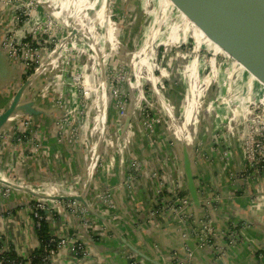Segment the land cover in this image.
<instances>
[{"label":"crops","instance_id":"1","mask_svg":"<svg viewBox=\"0 0 264 264\" xmlns=\"http://www.w3.org/2000/svg\"><path fill=\"white\" fill-rule=\"evenodd\" d=\"M131 1L124 0L125 12L134 8ZM43 2L57 7L53 8L56 17L66 27L79 26L81 43H85L82 36L90 35L98 44L103 55L102 66L97 65V56L93 53L95 58L88 56L90 64L86 67L93 79L98 70L100 77H104L105 61L120 50L122 61L134 74L128 79L127 89L132 118L129 119L126 112L124 115L115 113V105L106 94L107 85L100 79L90 86L87 105L83 109L79 110L77 99L70 101L68 94L69 99L62 100L64 104L57 102L58 96L52 93L54 89L49 76L52 65L46 66L26 91L25 99L34 103L39 114L13 115L0 138V181L9 187L2 183L1 186L11 191L10 196L4 198L0 189V243L13 249L21 259L28 258L40 247L35 222L27 207L31 201L43 197L48 204L47 222L51 235L69 240L47 264H148L147 261L151 264H264V173L257 180L246 178L244 168L248 162L237 147L232 149L233 158L227 164L222 158L227 155L230 158V153L220 159L213 152L210 141L198 146L199 150L194 144L195 136L204 134V123L211 117L210 110L216 109L219 101L231 106L237 100L230 96L231 86L244 82L249 72L235 60L218 68L216 57L222 55L229 59L228 55L194 24L184 3L179 0H143L141 10L146 17L142 20V31L136 34L140 36V43H134L136 47L132 42L125 43L123 35L118 40L116 24L111 23L108 16V0H98L95 4L91 0ZM36 11L33 9L34 14ZM72 11L74 13L68 14ZM124 18V23L119 22V25L125 26L126 30L129 19ZM22 19L16 21L12 17L9 24L5 22L9 27L0 23L1 38L6 30L13 29L16 43L34 40L35 33L30 30L35 23L29 27L28 21ZM94 27H101L106 32L96 36ZM44 37L47 39L49 35L46 33ZM133 37L132 41H136V36ZM190 39L195 43L194 58L182 50V44ZM72 43L73 46L79 44L75 39ZM204 48L213 54L210 64L199 55ZM172 51L184 65L185 85L181 87L180 83L178 91L169 89L161 97L166 112L161 117V125L164 124L167 131L162 129L164 135L159 132L161 141L150 146L145 140L144 127H140L142 123H137L141 106L148 103L149 97L143 92L136 97L135 90L138 87L142 90L143 84L154 82V78L145 77V81L138 76L142 67L151 61L157 64L159 53L165 58ZM59 58L60 54L57 55ZM221 74L231 79L227 91L224 90V98L216 95L219 89L215 80ZM249 74L244 84L248 87V96L253 98L264 93V84ZM1 82L0 78V85ZM150 87L153 90V86ZM2 88L1 109L9 105L13 91V87ZM159 88L156 86L157 95ZM182 102L185 103L184 122L178 115V103L181 105ZM238 103H241L239 99ZM72 107L78 109L79 121L74 135L58 124L64 115L72 113ZM81 111L85 113L81 114ZM235 116L233 113L231 121ZM19 136L28 139L25 145L17 144ZM74 137L79 140L77 143L71 140ZM165 138L169 141L164 143ZM185 143L192 153L202 206L199 209L190 207L179 215L163 210L153 216L152 204L158 197H171L175 189L180 196L188 195L182 170ZM133 158L140 162L138 172L132 171ZM157 172L159 175L155 177ZM157 190L161 194L158 195ZM73 196H81L87 203V206L80 203L85 210L80 219L66 209L72 202L68 197ZM204 221L216 232L236 226L240 230V241L235 247L228 248L225 240L219 238L216 241L220 245L218 250L206 246L198 250L199 258L191 257L190 250L184 246L186 238L182 232L186 233L187 229L199 231V223ZM190 238L197 240L196 232ZM219 249L224 252L222 257Z\"/></svg>","mask_w":264,"mask_h":264},{"label":"rangeland","instance_id":"2","mask_svg":"<svg viewBox=\"0 0 264 264\" xmlns=\"http://www.w3.org/2000/svg\"><path fill=\"white\" fill-rule=\"evenodd\" d=\"M1 1L3 0H0V15L2 16L0 18V23L1 25L5 24L6 27H9L7 24L10 23V19L12 16H14V13H12L14 11V3L12 2L10 6H4L2 4L3 2ZM24 1L25 6L21 10L24 15L28 13L27 7H29V13H34L33 9L34 11L37 9L36 14H34L32 18H27L30 19L28 24L29 27L33 25L36 20L39 19L40 21L43 18L45 19L44 22L41 21L42 23L39 25L40 29L38 30L39 32L37 34L39 39L38 43H40V45L37 47L39 50L36 52V54H34V50L28 54L29 57L33 55L31 58L34 60V64L36 66L26 71L31 73L37 71L42 65L44 67L49 66V64L52 65L50 67L51 72L49 76L50 83L55 92L52 93L58 96L57 102L64 104L62 100H64L65 97H67L66 100H68V95H70V101L73 99L75 100V98L77 99L76 106L79 105V110L83 109L87 105L88 98H86V96L88 94L90 95L89 88L92 86L93 81L94 83H97L99 79L105 81V85H107L106 94L110 102L116 105L118 104L117 102H120L121 100L120 94H118V97L115 98L114 93L111 92L110 89H113L115 92L120 90L124 97V102L127 104V113L129 108V103L127 102L128 79L134 74L132 71H130L129 65H125L126 63L122 61L123 59H121L119 52L120 50H118L117 53L114 52V54L108 57V59L105 61L107 65L105 66L106 68L104 67L106 71V73H104V77H100L101 73L100 70H98L97 76H95L93 79L86 67L88 63L90 64V59L88 56H93L95 58L94 54L97 56V59L95 58L97 65L102 66L101 59L103 55L99 51L98 44L96 45V43L92 41L90 35L82 36L85 43H81V33L78 30L79 26L77 25L78 28L71 26L66 27L62 21L56 17V10L53 8L57 7H52L50 3L45 4L43 0ZM97 2L98 0H91V3L93 4ZM141 3L143 4V0H132L130 4L134 8L131 11L125 12L124 0H108V16L111 19L110 21H112L111 23L115 22L116 24L118 40L119 37L123 35L125 36V43L132 42L133 44L136 43V45L140 43V41H138L140 36L137 37L136 34L137 32L142 31V27H144L142 20L144 17H146L143 10H141ZM72 10H74L73 7ZM72 13H74V11L68 14L71 15ZM124 17H128L130 22V24L127 22L128 25H126V27L129 26V28L126 30H124L125 26L119 25V22H122L125 19ZM101 29V27H96V29L94 27V35H98L100 37L102 32H106L105 29ZM73 30H76L75 34L70 37V35L73 33ZM40 32L42 33L40 34ZM43 33H47L49 38L45 39V34ZM133 36H136V41H132L131 37ZM74 39L77 41V44L79 43L78 46H73L72 41ZM44 40L47 41V44H44ZM69 41H71V43H69ZM29 42L32 44L33 41L31 40ZM182 46V50L187 55H191V57L194 58V41L190 39L187 43L182 44ZM153 50H155V48H153ZM163 53H159L156 65L154 61H151L148 66H144V68L142 67V72L139 74L141 77L138 76L140 79H145V81L149 76H153L154 82L151 83L149 81H144L145 83L143 84L142 90L140 87L135 90L136 97H138L140 92H143L146 97H149L148 103H145L141 106L139 113H141L142 118H138L137 122L143 123V126L141 124V127H144L146 131L145 140L150 146L151 144L156 145V142L158 143L161 141L159 132L162 131V129L165 132L167 131V129L164 127L165 125H161V117L166 113L162 105L163 103L160 102L161 97L166 95L169 89L173 90L174 88V92L178 91L180 83L181 87H183L186 80L185 76L182 74L184 65L178 61L175 53L172 51L170 55L165 56V58H161ZM222 53L224 54L225 52L222 51ZM59 54L60 58L57 59V55ZM199 55L205 60V62L208 64L211 63L213 54L208 53L205 48L199 51ZM228 57L229 59L224 58L222 55L216 57L217 65H219L218 68H220L222 64L235 62L234 59H231L229 55ZM249 73H246L247 76L250 75ZM247 76H245L244 82L247 80ZM229 81H231V79L226 74L217 76L215 80V86L219 89L218 93H216L217 97L224 98V90H226V87H228ZM244 82H237L236 85L233 84L234 86H231L232 90H229L230 96L237 99L231 103V106L225 104V102L219 101L216 103V109L213 111L210 110L209 114L211 117L207 121L208 123H204V134L201 135L200 133L196 135L194 144L196 145V149L199 150L200 148H198V146H202L210 141L211 145H213V152L218 154L219 158L230 153V158L228 155L222 158L224 163L227 162V164H229L228 162H230L232 160L231 158H233L232 149L237 147L239 149L238 152L244 156L246 162H248V164L255 165L256 170H259V172L255 174L258 177L261 176V173H264V93H258L256 96L254 95L255 97L253 98L252 96H248V87L246 84H244ZM109 83L112 84V88H109ZM140 85L142 86L141 83ZM150 86H153V90ZM156 86L160 87L158 90L159 95L156 94ZM161 88L164 90L163 93L161 92ZM59 95H63L62 98H59ZM13 96L14 93H11L9 99L11 100ZM238 99L242 104L238 103ZM178 104V115L180 116L181 121L184 122L182 117L184 116L183 111L185 110V103L182 102L181 105L180 103ZM217 104L219 105L218 107ZM6 107L7 106H3V109L0 108V112H2ZM114 109L115 113H117L116 106ZM72 110V118L69 120V122L71 127L76 129L78 126L77 123H79L76 116L78 109L75 110L72 107ZM138 111L139 110L135 112L138 113ZM80 113H85V111H81ZM233 113H236V116L234 117V120L231 121ZM163 131L161 134L164 135ZM165 139L166 140H164V143L169 141V138ZM209 154L214 155L212 152H209ZM135 161L138 160L133 158L132 162L135 163ZM248 171L250 170L247 169V167L244 168V174H247L245 175L246 178L250 177V175H248ZM156 174H158V172ZM251 179L253 178L251 177ZM164 199L165 198L162 197V200ZM147 263L151 264L150 261H147Z\"/></svg>","mask_w":264,"mask_h":264},{"label":"water","instance_id":"3","mask_svg":"<svg viewBox=\"0 0 264 264\" xmlns=\"http://www.w3.org/2000/svg\"><path fill=\"white\" fill-rule=\"evenodd\" d=\"M179 1L184 3L186 12L197 27L202 29L226 54L264 84V0ZM74 34L75 31L70 37ZM3 36L4 34L1 38L0 34V78L2 79L0 88L11 89L20 80L21 71L4 51L2 47ZM44 68V66L39 68L13 91L14 96L9 105L0 113V136L13 115L17 113L39 114L40 111L35 108L34 103L25 98L26 91ZM131 107L129 106L127 112L129 119L132 118ZM182 170L191 204L199 209L202 206V200L198 190L199 185L195 178L192 153L186 143L182 152ZM0 183L9 187L5 182ZM68 199L87 206L85 199L81 196L68 197ZM184 244L193 256L199 258L197 241L189 239L185 240Z\"/></svg>","mask_w":264,"mask_h":264},{"label":"built area","instance_id":"4","mask_svg":"<svg viewBox=\"0 0 264 264\" xmlns=\"http://www.w3.org/2000/svg\"><path fill=\"white\" fill-rule=\"evenodd\" d=\"M3 2L2 4L4 6H10V4L13 2L14 3V11L12 13H14V16H12L16 21L19 20H23L22 18H25V21H28V23L30 22V19H27L28 17H33L34 13H29V7L28 8V13L27 14H23L21 12L22 8L25 6V1L23 0H7V1H1ZM45 21V19L43 18L40 21H36L35 24L33 25V29L30 30V32L35 33L33 39L32 40V44L27 41L24 43H16L14 38H15V32H13L12 30H6L3 36V42H2V47L4 49V51L6 52L7 56L10 58V60L15 63L18 68L21 71V78L20 80L16 83V85L13 86V91H15L23 82V78L26 75L27 71L26 70H30V68H34L36 65L34 64V60L31 58L33 57V55L31 57L28 56V54H30L33 50H34V54H36V52L39 50L37 47L40 45L39 39H38V30L39 25L42 22ZM29 31H28V37H29ZM44 44H47V41L44 40ZM35 48V49H34ZM26 71V72H25ZM106 73V72H104ZM108 79V77H107ZM109 88H112V84L109 83ZM111 92L114 93L115 98H117L118 94H120V102H117L118 104H116V110L117 113L119 115H124L126 112V107L127 104L124 102V97L121 94V91L119 90L118 92L113 91V89H110ZM12 91V93H13ZM87 94V93H86ZM85 94V95H86ZM1 113V112H0ZM72 114L69 113L68 116H64L62 121H60L58 124L60 125L61 129H68L71 130L72 135H74L77 132V128L74 129L71 127L69 120L72 118L71 117ZM139 118L141 119V113L139 115ZM135 121V120H134ZM138 124L142 123V122H137ZM141 125V124H140ZM143 126V123H142ZM141 127V126H140ZM70 128V129H69ZM3 136V134H1L0 138ZM73 140L75 143H77L79 140L77 139V137H74ZM28 139L24 136H19L16 139V142L18 145L23 146L27 143ZM154 145V144H151ZM170 146L172 147V145L170 144ZM264 156V155H263ZM140 162L135 161V163L132 162V171H139L140 168ZM135 169V170H133ZM249 170L251 172V176L253 180H257L258 177L255 175L256 173L259 172V170L255 168V165H251L249 164ZM262 172V171H261ZM263 174V173H261ZM159 174H154V176H158ZM1 182V181H0ZM0 189L1 191V195L4 198H7L10 196V189L8 188H4L3 186H1L0 183ZM158 195L161 194L160 190H157ZM188 194V193H187ZM201 197V196H200ZM203 198L201 197V200ZM203 202V201H202ZM192 208L194 206H192L190 198L188 195H184V193L182 194V196H180L177 193V190L175 189V191L171 193V197H168L164 200H162V198L158 197L155 202H153L152 204V210H151V215H157L160 214L163 210L164 212H169V214H175V215H179L182 214L186 209L188 208ZM28 209H30L31 213H32V218L35 222V228H37L39 226V223L37 221L42 220L43 218L46 219V221H48L47 219L48 217V204H46V200L45 198H36L35 200L31 201L28 204ZM66 209H68V211L74 215L76 218L80 219L85 215V210L83 209V206L80 204V202L78 201H72L70 204H68V206L66 207ZM57 211V210H56ZM43 213V215H41L40 213ZM2 217V215H1ZM200 225V226H199ZM199 228H201L199 231H197L196 229H187L186 233L182 232L183 237L186 238L185 240H189V236L191 234H194V232H196L197 235V243H198V249H204L206 246L207 247H213L214 249L220 248L219 243H217L216 241L219 240V238H222L223 240H225L226 246L228 248H232L235 247L238 242L240 241V230L236 227V226H232V227H227L224 230H218V232L215 231V229L212 228L211 224L209 222H202L199 223ZM55 237V236H54ZM192 239V238H190ZM54 240H51V243H53ZM68 239H58V242L55 244V248L49 249V256L45 257V261H48L50 259L51 256L55 255L58 250L62 247L65 246L66 243L68 242ZM184 246H186L184 244ZM187 247V246H186ZM10 251V247L8 246H4L2 245V249L0 250V254L1 253H7ZM190 256L192 257V253L189 251ZM219 256L222 257L224 255V252L221 251V249H219ZM31 256V255H30ZM30 256L28 258H26L25 260L27 261V263H31L30 261ZM10 261H8L7 263H9ZM0 264H5L4 260L0 261ZM14 264V263H11ZM183 264V263H181Z\"/></svg>","mask_w":264,"mask_h":264},{"label":"trees","instance_id":"5","mask_svg":"<svg viewBox=\"0 0 264 264\" xmlns=\"http://www.w3.org/2000/svg\"><path fill=\"white\" fill-rule=\"evenodd\" d=\"M34 72H27L24 76L23 80L24 82L33 74ZM41 215L44 216V214L41 212ZM39 223V226L36 228L37 237L39 240L40 247L35 250L31 256L30 261L32 264H47L48 261H45V257L49 256V249L55 248V244L58 242V239L51 235L49 224L46 221L45 218H43L40 221H37ZM51 240H54L53 243H51ZM2 249V243H0V250ZM4 260L5 264H24L27 262L25 259H21L17 256V254L13 251V249H10L9 252L1 253L0 254V261ZM10 261L9 263H7Z\"/></svg>","mask_w":264,"mask_h":264},{"label":"flooded vegetation","instance_id":"6","mask_svg":"<svg viewBox=\"0 0 264 264\" xmlns=\"http://www.w3.org/2000/svg\"><path fill=\"white\" fill-rule=\"evenodd\" d=\"M247 169H249V164H248V166H247ZM251 174V172L250 171H248V175H250ZM251 176V175H250Z\"/></svg>","mask_w":264,"mask_h":264}]
</instances>
